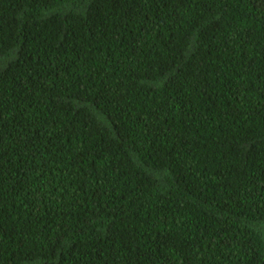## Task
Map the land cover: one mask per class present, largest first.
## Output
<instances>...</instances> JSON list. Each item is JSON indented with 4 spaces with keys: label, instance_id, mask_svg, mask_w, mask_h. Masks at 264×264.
<instances>
[{
    "label": "trees",
    "instance_id": "trees-1",
    "mask_svg": "<svg viewBox=\"0 0 264 264\" xmlns=\"http://www.w3.org/2000/svg\"><path fill=\"white\" fill-rule=\"evenodd\" d=\"M0 264H264V0H0Z\"/></svg>",
    "mask_w": 264,
    "mask_h": 264
}]
</instances>
